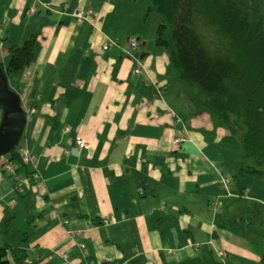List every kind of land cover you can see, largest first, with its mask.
<instances>
[{"label": "crops", "instance_id": "crops-1", "mask_svg": "<svg viewBox=\"0 0 264 264\" xmlns=\"http://www.w3.org/2000/svg\"><path fill=\"white\" fill-rule=\"evenodd\" d=\"M159 20L144 0H0L4 67L13 46L39 39L35 61L8 76L34 109L23 193L0 157V245L27 264H263L264 192L235 178L242 142L169 71Z\"/></svg>", "mask_w": 264, "mask_h": 264}, {"label": "trees", "instance_id": "trees-1", "mask_svg": "<svg viewBox=\"0 0 264 264\" xmlns=\"http://www.w3.org/2000/svg\"><path fill=\"white\" fill-rule=\"evenodd\" d=\"M144 1L147 13L160 18L155 41L169 54V71L198 90L194 101L201 108L212 110L226 125L240 131L244 156L255 164L243 166L235 178L247 173L264 179V0ZM206 26L216 30V39L205 35ZM38 50L37 34L22 46H13L4 67L7 76L31 65ZM1 117L0 107V121ZM22 147L19 144L3 156L14 164L20 176L16 182L26 179L27 183L30 172L22 169L34 160L23 161ZM10 251L16 264H27L8 244L0 245V264H12Z\"/></svg>", "mask_w": 264, "mask_h": 264}, {"label": "water", "instance_id": "water-1", "mask_svg": "<svg viewBox=\"0 0 264 264\" xmlns=\"http://www.w3.org/2000/svg\"><path fill=\"white\" fill-rule=\"evenodd\" d=\"M0 156L16 148L24 134L27 114L22 105L21 95L11 89L4 65L0 62Z\"/></svg>", "mask_w": 264, "mask_h": 264}, {"label": "built area", "instance_id": "built-area-1", "mask_svg": "<svg viewBox=\"0 0 264 264\" xmlns=\"http://www.w3.org/2000/svg\"><path fill=\"white\" fill-rule=\"evenodd\" d=\"M65 8H67V5H65ZM36 12V8L33 7L31 9H29L26 13L27 14H34ZM93 15V11L91 9H89L88 11H85V10H82V11H79L76 16H77V21L79 23L83 22L85 19H88V20H91V16ZM130 43L133 47H137L139 45L138 43V40L136 38H133L130 40ZM109 48V43H105L103 45V49H108ZM140 63L138 64L137 66V70H139L140 68ZM21 101H22V104H23V107H24V98L21 96ZM26 109V108H25ZM26 112H34V109H26ZM182 122V119L180 117H176L175 119V124H178V123H181ZM63 131L65 133L69 132L70 131V128L69 127H63ZM186 140V137L184 135H180V136H176L172 143L174 145H179V144H182L184 141ZM74 144L76 146V148L80 151L82 150H86L88 152H90L92 149H93V144L90 143L89 141H87L85 138L83 137H80V136H77L75 137L74 139ZM68 153V151L66 152V154ZM21 156L23 158V161L25 163H29V162H32L34 160V155L31 154V152L28 150V147L27 146H24L21 148ZM1 171L2 172H6L10 175H13L15 178H20V176L17 174L16 172V169H15V166L13 163L4 160L3 162V165L1 166ZM2 177V174H0V178ZM230 178H226L224 177L222 179V182H221V185H223V187L227 188V185L229 184L230 182ZM26 182V179H23L21 180V184ZM21 184L17 187V190H20L21 192L23 191V188L21 186ZM139 192L142 193L143 192V188H139ZM219 204H222V202H219ZM114 221V219H112V222ZM111 222L110 219H105L104 220V224H109ZM65 264H69V263H65Z\"/></svg>", "mask_w": 264, "mask_h": 264}, {"label": "rangeland", "instance_id": "rangeland-1", "mask_svg": "<svg viewBox=\"0 0 264 264\" xmlns=\"http://www.w3.org/2000/svg\"><path fill=\"white\" fill-rule=\"evenodd\" d=\"M144 3H145V1H144ZM263 4H264V1H263ZM145 7H146V5H145ZM147 9V8H146ZM263 11H264V5H263ZM204 33H205V35L209 38V39H211V40H214V39H216V34H215V32H216V30L213 28V29H211L210 27H208V26H206V28H205V30L203 31ZM0 57H2L1 56V53H0ZM190 87H192V86H190ZM195 88V87H194ZM228 126V125H227ZM230 128H231V131H232V133H233V135H235V138L236 139H238V145H239V142L241 141V134H240V131L238 130V129H235L234 130V128L233 127H231L230 126ZM240 136V137H239ZM237 141V140H236ZM242 151V156L244 157V159H245V164L244 165H253V164H255V162H254V160H252V159H247L245 156H244V152H243V149L241 150ZM252 179H255V181L254 180H251V182H250V185H251V188H254L255 190H257V189H259L260 191L262 190L263 192H264V189H262V185H264V179H257V178H255V177H253ZM255 182V183H254ZM257 184H259V185H261V186H258ZM253 203V205H254V202H252ZM264 218V217H263ZM262 219V218H261ZM261 219H260V221H261ZM252 220H254V216L252 217ZM258 220H259V218H258ZM260 221H258L259 223H260ZM256 225V224H255ZM259 225V224H258ZM257 225V226H258ZM255 229H256V226H253V230L255 231ZM248 230H250L249 228H248V226H247V228L245 229V231H248ZM263 231L264 232V230H263V228L261 227V229H260V231ZM263 232H261V237H264V233ZM13 236H15V235H12L11 237H13ZM11 240H14L15 241V239H14V237H13V239H11ZM13 244H16V242H13ZM262 250H263V248H262Z\"/></svg>", "mask_w": 264, "mask_h": 264}, {"label": "clouds", "instance_id": "clouds-1", "mask_svg": "<svg viewBox=\"0 0 264 264\" xmlns=\"http://www.w3.org/2000/svg\"><path fill=\"white\" fill-rule=\"evenodd\" d=\"M22 105H23V104H22ZM23 108H24V110H25V113H26V114H28V112H26V109H25V107H23ZM19 144H20V143H19Z\"/></svg>", "mask_w": 264, "mask_h": 264}]
</instances>
